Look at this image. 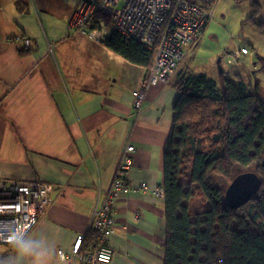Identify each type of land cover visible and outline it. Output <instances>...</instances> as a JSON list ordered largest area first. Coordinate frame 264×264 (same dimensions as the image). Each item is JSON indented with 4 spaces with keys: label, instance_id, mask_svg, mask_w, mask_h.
I'll list each match as a JSON object with an SVG mask.
<instances>
[{
    "label": "crops",
    "instance_id": "1",
    "mask_svg": "<svg viewBox=\"0 0 264 264\" xmlns=\"http://www.w3.org/2000/svg\"><path fill=\"white\" fill-rule=\"evenodd\" d=\"M246 1L248 19L253 7ZM254 1L264 22V0ZM79 2L0 0V178L52 184L50 201L30 234L56 236L57 251L65 254L82 235L81 249L88 250L94 242L92 210L110 190L123 148L133 145L127 182H144L148 189L116 199L115 229L108 239L111 264H164V200L156 193L163 184V146L178 96L173 82L183 65L169 81L151 87L140 111H133L131 93L147 67L78 32L72 18ZM97 15L91 29L105 38L112 26ZM252 25L255 31L244 41L264 53L255 41L264 39V31ZM14 35L28 38L31 47L6 39ZM201 39L204 33L188 50ZM233 44L223 49L230 52ZM185 71L195 73L187 66ZM1 246L4 260L15 255L10 246Z\"/></svg>",
    "mask_w": 264,
    "mask_h": 264
},
{
    "label": "trees",
    "instance_id": "2",
    "mask_svg": "<svg viewBox=\"0 0 264 264\" xmlns=\"http://www.w3.org/2000/svg\"><path fill=\"white\" fill-rule=\"evenodd\" d=\"M250 1L253 12L244 22L264 31ZM102 42L133 64L148 67L153 60L155 48L115 30ZM174 81L178 96L163 146L164 264H264V101L237 74L222 73L217 84L180 70ZM246 171L258 175L260 188L232 209L225 189ZM198 198L199 209L192 205Z\"/></svg>",
    "mask_w": 264,
    "mask_h": 264
},
{
    "label": "built area",
    "instance_id": "3",
    "mask_svg": "<svg viewBox=\"0 0 264 264\" xmlns=\"http://www.w3.org/2000/svg\"><path fill=\"white\" fill-rule=\"evenodd\" d=\"M212 1L80 0L72 25L90 39L102 41L105 35L101 30L88 28L99 13L109 20L113 30L136 40L147 50L155 48L147 73L131 93L133 111L138 112L147 91L157 84L166 83L175 74L187 55L189 45L202 34L206 21L212 15ZM6 39L20 43L25 49L31 47L30 40L23 36H7ZM231 55L232 58L227 59L228 65L242 63L247 57H252L247 47H238ZM134 150L133 145H125L110 190L102 203L92 210L89 229L94 237L93 245L82 251L83 236H77L69 254L58 251L67 261L73 264H111L113 251L108 239L115 229L116 199L123 194L148 189L144 182L135 185L127 182ZM52 190L53 185L49 183L0 178V231L21 222L30 230L48 205ZM156 196H162V188ZM0 245L7 243L0 240Z\"/></svg>",
    "mask_w": 264,
    "mask_h": 264
},
{
    "label": "rangeland",
    "instance_id": "4",
    "mask_svg": "<svg viewBox=\"0 0 264 264\" xmlns=\"http://www.w3.org/2000/svg\"><path fill=\"white\" fill-rule=\"evenodd\" d=\"M211 10V20L206 31L201 34L204 33V39L199 40L196 47L188 50L182 61V70H185L187 66L196 74L205 73L216 79L221 76L220 69L224 74H240L248 84L249 90L264 100V61L254 55V53H258L264 59V53L251 49L244 41V39L250 38L255 31L252 24L244 22L251 13L250 3L246 0H213ZM244 23L248 24L243 26ZM255 41L264 52V39L258 38ZM230 43H234V49L242 45L247 46L252 53V59L247 58L242 63L233 62L228 65L227 59L232 58L231 53L234 49L228 52L223 48ZM217 84H220V79ZM200 204L202 203L199 198L192 203L197 209L201 208ZM1 249L4 250L5 247L1 246L0 251ZM2 256L3 254H0V258Z\"/></svg>",
    "mask_w": 264,
    "mask_h": 264
},
{
    "label": "clouds",
    "instance_id": "5",
    "mask_svg": "<svg viewBox=\"0 0 264 264\" xmlns=\"http://www.w3.org/2000/svg\"><path fill=\"white\" fill-rule=\"evenodd\" d=\"M0 240L6 242L15 253L6 260H0V264H49L53 258L56 259V264H68L67 258L57 251L56 236L30 234L23 222L0 231Z\"/></svg>",
    "mask_w": 264,
    "mask_h": 264
},
{
    "label": "water",
    "instance_id": "6",
    "mask_svg": "<svg viewBox=\"0 0 264 264\" xmlns=\"http://www.w3.org/2000/svg\"><path fill=\"white\" fill-rule=\"evenodd\" d=\"M221 75L222 71L220 69ZM261 181L252 171L236 175L225 189L224 199L230 208H238L248 202L259 190Z\"/></svg>",
    "mask_w": 264,
    "mask_h": 264
}]
</instances>
